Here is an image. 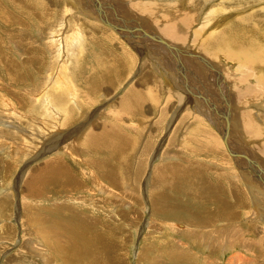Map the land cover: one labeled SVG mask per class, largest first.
Listing matches in <instances>:
<instances>
[{
    "label": "rangeland",
    "instance_id": "1",
    "mask_svg": "<svg viewBox=\"0 0 264 264\" xmlns=\"http://www.w3.org/2000/svg\"><path fill=\"white\" fill-rule=\"evenodd\" d=\"M98 1L113 7L129 33L130 29L144 30L163 39L160 31L164 26L180 21L185 42L178 47L200 55L206 61L194 59L208 62L220 72L227 82V94L222 96V85L212 69L190 56L167 51L165 45L156 43L164 42L156 38L150 42L152 39L139 31H133L137 38L128 36L110 10L98 11L94 0H30L38 11L46 10L51 16L36 29L22 16L23 26L6 27L0 22V264H264V187L254 176L244 175L247 160L238 151L250 150L253 161L264 169V150H257L258 145L264 146V85H259L264 80V69L260 70L264 64L256 71L246 67L231 45H227L231 50L223 45L214 58L205 57L198 49L211 35L212 25L218 33L232 23L227 30L233 42L246 50V58L264 61V0ZM222 9L227 12L220 14ZM86 10L101 20L81 16ZM60 19L65 23L58 35L71 40L83 24L81 38L77 36L71 46L80 56L64 60L58 71L47 67L51 56L44 54L49 59H42L36 53L30 58L37 61L23 67L22 63L28 62L22 61L25 47L44 52L42 46L48 43L51 48L50 30ZM257 32L262 34L260 38ZM13 36L18 37L17 44ZM137 47L145 52L142 58L140 51L135 52ZM255 47L261 57L247 51ZM115 62L125 68L124 80L138 66L122 86L117 81L112 88L106 84L96 92L86 87L89 77H99L100 66ZM165 67L170 78L164 74ZM11 73L16 83L7 78ZM55 81L62 83L58 87ZM129 84L144 100L141 119L117 111L119 97ZM54 88L55 98L46 93ZM45 95L54 109L68 103L63 120L56 110L44 114ZM152 96L154 106L148 102ZM227 115L226 143L237 157H232L222 142ZM180 119H186L183 123L188 121V125L182 128ZM194 119L199 123L192 125V133L188 127ZM83 126L93 138H101L111 128L117 130V152H98L97 145L86 142L84 130L76 138L74 133ZM181 129L190 131L186 138ZM214 152L216 164L208 165ZM50 160L56 164L49 169L68 171L63 172V185L50 176L47 184L36 183L37 177L48 176V170L43 169ZM100 163L108 164L106 173L115 174L116 183L100 177L93 167ZM129 175L134 189L128 185ZM21 176L22 183L18 182ZM27 181L34 182L32 192L26 189ZM82 243L90 246L85 255Z\"/></svg>",
    "mask_w": 264,
    "mask_h": 264
},
{
    "label": "bare ground",
    "instance_id": "2",
    "mask_svg": "<svg viewBox=\"0 0 264 264\" xmlns=\"http://www.w3.org/2000/svg\"><path fill=\"white\" fill-rule=\"evenodd\" d=\"M30 0H1V3H0V22L2 23V21L5 23V25H6V27H9V26H12V25H14L15 27H17V26H23L24 25V23L22 22V20H21V16H22V18L23 17H25L27 20H28V22H26V23H29L30 21L32 22V26H33V28H38V27H43V24L46 22V21H48V18H50L51 19V16L49 17V12H47L46 10H45V12H40V11H38L37 10V5H35V3H30L29 2ZM95 1V3L97 4L96 6L98 7L99 5H100V7H95L96 9H98V11L100 10V11H102V10H104V9H106V8H108L110 11L109 12H111V16H112V18L114 17L117 21H119L118 23H120L121 24V26L124 28L123 30L125 31L126 29V31H128L127 32V34H128V36L130 35L132 38H134V37H139V36H137L133 31H135V30H132V29H130L132 32H130L129 33V28H127L126 26H124V24H122L121 23V21H120V19H119V17L117 16V14H116V12H115V10L113 9V7H111V6H109V5H107V6H103V3H101L100 1H98V0H94ZM27 2V3H26ZM2 3H4V4H2ZM37 3V2H36ZM42 6V5H41ZM74 6V5H73ZM83 6V5H82ZM79 9V8H78ZM82 9H83V7H82ZM10 12H9V11ZM60 11V10H59ZM97 11V12H98ZM38 12H40L39 14H38ZM221 12H227V10L226 11H223V9L220 11V14H222ZM214 13H218L217 12V10H215V12ZM52 14V13H51ZM101 14V13H100ZM99 14V15H100ZM81 16H84L85 18H87V19H89V20H91V19H94L96 22H99L101 19H99L98 18V16H94L93 18L90 16V11H83L82 13H81ZM88 16H90V17H88ZM111 18V17H110ZM61 21H59L58 22V24H56V26L55 27H57V28H55V27H52L51 28V30H50V36H51V38L53 39L52 40V42H50L52 45H51V48H50V45L48 44V43H44V45L45 46H42L43 47V50H44V52H41V51H35V48L34 49H32L31 51L29 50V48H27V47H25V51H26V57L24 56V58H22V61L24 60V59H26L28 62H23L22 63V65H23V67L27 64L28 65V63H31V65H33L34 64V61L36 62L37 60H32L30 57H34L35 56V54L36 53H40L41 55L39 56V54H37L38 55V57H41L42 59H43V57H46V56H43L44 54H46L47 56L49 55V56H51L50 57V59L49 58H47V59H49V64H50V66H47V67H51V68H53V67H56V69L58 70V71H60L61 70V67L64 65V60H69V59H71V61H72V59H74L76 56L78 57V56H80V55H77V53H75V50H73L72 48H71V46H73L74 45V43H73V41L76 39V37L77 36H79V38H81V36H82V34H81V28H82V26H83V24L81 23V25L79 26L78 25V29H76L75 30V32H74V34H73V38H72V40H71V38H67V37H65V36H63V35H61V34H59L58 35V32H60L61 30L63 31V29L62 28H64L63 26H64V21L62 20V19H60ZM217 20V19H216ZM52 21V20H51ZM31 22H30V24H31ZM50 23V22H49ZM48 23V24H49ZM46 24V23H45ZM119 24V25H120ZM232 24V23H231ZM231 24H228V26L225 28V29H223L222 31H219L218 33H216V30H215V27L212 25L211 26V24H207L206 25V27L208 26V27H213L212 29L213 30H211L210 29V33H211V35L210 36H208V37H205L203 40H202V42L199 44V47H198V49L205 55V57L206 56H208V57H211V58H214V57H216L219 53H220V51H221V49H223V48H225V46H227V45H231V46H233V49H232V51H233V53H235V55H238V56H241V57H243V59H244V61H245V66L247 67H249V68H252V70H254V71H256V70H258L259 69V67L260 66H262L263 64H264V61L263 60H259L258 59V57H257V59L256 60H254V61H251V57L250 56H248L247 58H246V50L245 51H243V49H240L239 47H238V45L236 44V43H234L233 42V40H232V35H231V33H230V31L229 30H227V28L231 25ZM28 25V24H27ZM50 25V24H49ZM45 26V25H44ZM51 26V25H50ZM232 26V25H231ZM30 27V26H29ZM210 27V28H211ZM21 28V27H20ZM19 28V29H20ZM54 28V29H53ZM114 28V27H113ZM200 28H202V26L200 27ZM200 28H199V30H200ZM60 30V31H59ZM116 30V29H115ZM118 31V30H117ZM137 31H139L140 32V34L141 33H144L145 35H147L148 37H150L152 40H150L149 38L148 39H145V40H150V42H152V41H155V38L158 40V41H162V42H164V44H161V43H158V42H156L157 44H160V46H162V45H165V46H162V47H164L165 49H167V51L169 50V51H174V52H178V54L179 53H181V54H184V55H186L187 57L188 56H190V57H192L191 59L192 60H195V61H197V62H199L200 64H203V65H205L209 70H213L214 71V73L216 72L215 71V69H213L212 67V65L210 64V63H208L207 62V64L206 63H204L203 61L201 62V60H205L204 58H202V57H200V55L198 56L197 54H194V53H191V52H189V51H187V50H185V49H183V48H179L178 46H179V43H181V42H185V40H184V28H182L181 27V23H180V21H178V22H173V21H170V22H168L165 26H164V28L160 31L161 33V35L164 37V38H166V39H168V41H172V44H170L166 39L164 40V38L162 39V38H160L159 37V35H157V34H154V33H150V34H148V33H145V32H143L144 30H137ZM137 31H135V32H137ZM212 31V32H211ZM16 32V31H15ZM123 32V31H122ZM6 33V32H5ZM20 33V32H19ZM115 33V32H114ZM121 33V32H120ZM14 34V33H13ZM31 34V33H30ZM29 34V35H30ZM66 34V33H65ZM257 34L259 35V38H260V36L262 35V34H259L258 32H257ZM15 35V34H14ZM48 35V34H47ZM46 35V36H47ZM120 36H122V35H120ZM155 36V37H154ZM14 37V36H13ZM22 37V36H21ZM140 37L141 38H143V35H140ZM144 37H146V36H144ZM234 37V36H233ZM19 39H18V37H14L13 39H12V41H14V42H16V41H18ZM24 40V39H23ZM77 40H78V38H77ZM77 40H75V41H77ZM248 40H249V42L248 41H246V42H248V43H250L249 44V46H251V40H250V38L248 37ZM27 41V40H26ZM23 42V41H22ZM18 42H16V44H17ZM78 44H79V42H77ZM174 43H175V46H173L174 45ZM25 44V43H24ZM24 44H22V45H24ZM42 44V43H41ZM77 44V45H78ZM25 45H27V44H25ZM62 45H64V47H62ZM223 45H225L224 47H222ZM159 46V45H158ZM168 48H167V47ZM169 46H171V47H173V48H171V47H169ZM46 47V48H45ZM75 47V46H74ZM136 47V46H135ZM162 47H160V48H162ZM241 47V46H240ZM227 50H231V48L229 47V46H227ZM246 48V47H245ZM71 49V50H70ZM76 49V48H75ZM41 50V49H40ZM162 50V49H161ZM25 51H23V53L25 52ZM138 51H140L139 53V56H141V58H142V55H144V51L143 50H141V47H137V49H135V52H137L138 53ZM247 51H253L257 56H258V54H259V56L261 57V53H259V51L260 50H257V47H255V49L253 50L252 48L251 49H249V50H247ZM69 57H66L65 55H64V53ZM20 53H22V52H20ZM177 54V55H178ZM183 55V56H184ZM192 55V56H191ZM22 56V55H21ZM57 56V57H56ZM76 57V58H77ZM145 57V56H144ZM190 57H189V59H190ZM160 58H161V56H160ZM194 58H200V59H194ZM238 58V57H237ZM36 59H37V57H36ZM55 61V63L54 64H52L53 62L52 61ZM79 60V59H78ZM77 60V61H78ZM180 61V60H179ZM182 61V60H181ZM206 61V60H205ZM79 62H80V60H79ZM107 62H109V61H106L105 63H107ZM129 62V61H128ZM110 63V62H109ZM116 64L115 65H111V66H109V64H108V66H106L105 64L103 65V66H100V71H98V70H95V71H98V73H99V77L98 78H94L93 76H91V77H89V83L87 84V82L85 83L86 84V87L88 88V89H90L91 91H93V92H96L98 89H100V87H102V86H107L106 84H108L109 86H108V88H112L113 87V85H114V83L115 82H117L118 81V86H122L124 83H126L125 81H128V79L131 77V76H133L134 74H135V72H134V70H135V67L136 66H138V65H136L133 69L134 70H132V72H131V75L127 78V79H125L124 80V78H123V74L125 73V68H123V66L122 65H120V64H118L117 62H115ZM209 64V65H208ZM38 67V66H37ZM47 67L45 68V70L47 69ZM26 68V67H25ZM139 68V67H138ZM166 68V70L164 71V74H167V75H169L168 76V78H170L171 77V74H169V73H167L168 72V68L167 67H165ZM164 68V69H165ZM264 69V66L263 67H261L260 68V70L262 71ZM29 70H31V69H29ZM39 70V69H38ZM41 71V70H40ZM39 71V72H40ZM75 71V70H74ZM124 71V72H123ZM138 71V69L136 70V72ZM264 71V70H263ZM109 72H111L112 73V75H111V73L109 74ZM122 72H123V74H122ZM46 74H48L49 73V70L48 71H46L45 72ZM98 73H95V74H98ZM178 73V72H177ZM186 73V72H185ZM15 74V73H14ZM41 74H42V71H41ZM216 75H217V79H219V82L221 83V85H222V87H221V92H222V96H223V94H227V93H225L226 92V87H225V85H227L226 83V81H225V79H224V76H222L221 74H220V72H216ZM10 76V77H9ZM12 76H13V73H11V75H8V79L9 80H12V83H16V81H15V79H13L12 78ZM254 76V75H253ZM15 77V76H14ZM17 77V76H16ZM216 77V76H215ZM199 79V78H198ZM215 79V78H214ZM47 80H48V78H47ZM208 80V79H207ZM258 80V79H257ZM259 80H260V78H259ZM61 83L62 82H60V85H61ZM259 85H260V87H262L263 85H264V80H260L259 81ZM43 84V83H42ZM116 84V85H117ZM21 85H25V83H21ZM55 85H58V81L56 82L55 81ZM60 85H58V87L60 86ZM126 86V88L122 91L123 92V94L119 97V100L121 99V102H120V104L118 103V105H117V111H118V113H120V114H122V113H127V112H131L132 114V116H136L137 118L138 117H140V119H141V107H142V105H143V103H144V100H142V99H139L138 98V92H137V90L136 89H134L133 87H130V84L129 85H125ZM57 88V87H56ZM73 88V87H72ZM215 88V87H214ZM25 89V88H24ZM45 90V89H44ZM55 88L54 89H52V90H50L49 91V89H48V91L46 92L49 96H52V97H56V95L53 93V92H55ZM115 90V89H114ZM119 90V89H118ZM175 90V89H174ZM49 92V93H48ZM116 92V91H115ZM217 92V91H216ZM52 94V95H51ZM219 94V93H218ZM220 95V94H219ZM218 95V96H219ZM155 96H152V97H150L148 100V102L149 103H151L153 106L155 105V98H154ZM192 97V96H191ZM226 98V96L224 97V99ZM88 99H90V98H88ZM47 100H48V97L45 95V97H44V99H43V107H44V109L46 110H44V114L45 115H47L48 113L50 114V110L52 109L53 110V112H54V110H56L59 114H60V118H62L61 120H63V118H64V116L62 115L63 114V109H64V107H66V106H68V103L67 102H65V104H63L60 108H58V109H54V107L52 106V107H50V104L47 102ZM56 100H60V97H57L56 98ZM221 100V99H220ZM223 101V100H222ZM225 102H226V100H225ZM224 103V102H223ZM227 103V102H226ZM150 104V105H151ZM226 104H224V106H225ZM77 107H79V105L78 104H76V108ZM181 109V108H180ZM226 110H229V109H226ZM78 111V110H77ZM156 111H158L159 112V109H156ZM179 111V110H178ZM229 112V111H228ZM47 113V114H46ZM77 113V112H76ZM225 113V112H224ZM137 114V115H136ZM68 115V114H67ZM74 115V114H73ZM85 115H87V114H85ZM130 115V116H131ZM159 115V114H158ZM176 115V114H175ZM56 116V114L54 113V117ZM79 116V115H78ZM97 116V115H96ZM80 117L81 118H83V114H81L80 115ZM59 118V119H60ZM70 118V117H69ZM80 118V119H81ZM98 118H100L99 116H98ZM97 118V119H98ZM114 118V119H113ZM112 119L113 120H116V121H118V118H115V117H113ZM139 119V120H140ZM58 120V119H57ZM65 120V119H64ZM69 120V119H68ZM169 120H171V119H169ZM230 120V118H229V116L227 115L226 116V118H225V121L227 122V125H226V134H224L223 135V137H222V142H223V144H224V146H225V148H226V150L229 152V154L233 157V156H235V157H237L235 154H233V153H231V150L228 148V146H227V136H229L228 135V121ZM84 121V120H83ZM88 121H90V120H88ZM57 122V121H56ZM68 122V121H67ZM70 122V121H69ZM260 122V121H259ZM63 123L64 122H62L61 124H62V127H64V125H63ZM66 124V123H65ZM70 124V123H69ZM76 125V124H75ZM83 125V124H82ZM149 125V124H148ZM66 126H68V124L66 125ZM87 126V125H86ZM81 126H77L76 127V129H79ZM84 127V126H83ZM17 128V127H16ZM22 128V127H21ZM128 128L130 129L131 127H130V125L128 126ZM19 130V129H18ZM63 130V129H62ZM84 130V136L86 137L87 136V138H86V142H90V143H93V144H95V145H97V149H98V152L99 151H101V150H109L110 152H117V149H118V147L119 146H116V145H114L115 144V141H114V139L115 138H117V130H115V129H113V128H111V129H109V132L108 133H106L105 135H103L101 138H98V136L97 137H95V138H93V137H91L90 136V134H91V132H89V130H87L86 129V127H84L83 129L81 128L78 132L76 131L75 133H74V135H75V137L77 136V134H79L80 136H82L81 135V133H82V131ZM20 131V130H19ZM59 131V130H58ZM64 131V130H63ZM63 131H61V133H60V135L59 136H61L63 133ZM92 131V130H91ZM60 132V131H59ZM183 132V131H182ZM53 134V133H52ZM56 135H57V133H56ZM56 135H54V136H56ZM109 135H111V136H109ZM180 137V136H179ZM20 138V137H19ZM49 138H54L53 136L52 137H49ZM77 138V137H76ZM229 138V137H228ZM62 139V138H61ZM70 139V138H69ZM110 139H112L113 140V143L110 141ZM179 140V139H178ZM9 141V140H8ZM13 141V140H12ZM228 141H229V139H228ZM51 142V141H50ZM49 142V144H51ZM64 142V141H63ZM84 142V141H83ZM117 142V141H116ZM179 142V141H178ZM59 143H61V142H59ZM58 143V144H59ZM97 143V144H96ZM56 144V143H55ZM83 144V143H82ZM22 145V144H21ZM61 145H63V144H61ZM83 145H85V143L83 144ZM142 145V144H141ZM160 145V144H159ZM57 146V145H56ZM68 146V145H67ZM88 146V145H87ZM49 147V146H48ZM54 146L52 145V147H50V148H53ZM160 147V146H159ZM258 148H257V150L258 151H262V149L264 148V146L261 144V145H258L257 146ZM46 150L47 149H49V148H45ZM57 149V148H56ZM232 150H237V149H235V148H232ZM158 151V150H157ZM239 152H240V154H241V156H242V158H244L245 160H247V161H245V160H243V161H245L246 163H244V164H246L245 166H247L246 168L244 167V175L246 176V175H249L250 177H252V179H253V176L255 177V179L257 180V181H259L260 183H261V185L264 187V169L262 170L261 169V166L259 167L254 161H253V159L251 158V152H250V150L249 151H247V152H245V149H244V152L242 151V150H238ZM50 152V151H49ZM54 152V151H53ZM46 153H48V152H46ZM56 153V152H55ZM42 154V153H41ZM254 154V153H253ZM50 155V154H49ZM246 155V156H245ZM152 158H154V157H152ZM151 160V159H150ZM51 161V163L49 164H46V166H45V168L43 169L46 173H45V175L47 174L48 176L46 177L45 175V177H43V175H41V176H39V177H37L36 179H35V181H36V183H39V184H43L44 183V181H45V184H47V182H46V180L47 179H49L48 177L50 176V177H55V178H57V183H60L61 185H63L64 183H65V181H64V179L66 178H63V175L64 176H66V173L64 174L63 173V171L62 170H59V168H54V169H49L48 168V166L50 167V166H52L53 167V165L54 164H56L55 162H54V164L52 163V160H50ZM149 162V161H148ZM236 162H238L237 163V165H240V161H236ZM150 163V165H151V163L152 162H149ZM264 163V162H263ZM107 164V163H106ZM106 164H104V165H102V163H100V165H98V164H96V165H98V167H96V165H94L93 167L96 169V170H98L99 171V175H100V177H103V179L104 180H106V181H109L112 185H113V181H114V183H116V175L115 174H113L112 172L111 173H109V172H107L106 173V169L109 167L108 166V164L106 165ZM148 164V163H147ZM64 167V166H63ZM258 169V170H257ZM42 170V171H43ZM66 169H64V171H65ZM49 171H51V173L49 172ZM59 171H61L59 174H58V172ZM135 171V170H134ZM26 172V171H25ZM66 172H68L67 170H66ZM155 172V171H154ZM158 172H160V171H158ZM157 172V173H158ZM23 173V172H22ZM161 173V172H160ZM50 174V175H49ZM115 175V176H114ZM131 175H133V174H131ZM156 175V174H155ZM68 176V175H67ZM70 176V175H69ZM159 176V175H158ZM161 176V175H160ZM172 176V175H171ZM22 177L23 176H21V180H19L18 182H20V183H22ZM168 177H169V175H168ZM167 177V178H168ZM248 177V176H247ZM62 178V179H61ZM127 178V182H128V185H130L129 187L131 188V189H134L135 187H133L132 185H134L133 184V181H132V177H130V175H129V177H126ZM165 177H163V179H164ZM161 179V178H160ZM169 179H170V177H169ZM18 180V179H17ZM156 180V179H155ZM162 180V179H161ZM173 180V179H172ZM250 180V179H249ZM67 181H68V179H67ZM66 181V182H67ZM158 181V180H157ZM169 181V180H168ZM243 181V180H242ZM159 182V181H158ZM169 182H173V181H169ZM255 182V181H254ZM32 183H34V182H32V181H27L25 184H26V189L28 190V191H31L32 192V190H33V188H32ZM52 183V182H51ZM56 183V182H55ZM152 183H153V181H152ZM155 183V182H154ZM163 183V182H162ZM168 183V182H167ZM256 183V182H255ZM258 183V182H257ZM44 184V185H45ZM142 184V183H141ZM168 184H170V183H168ZM260 185V184H259ZM173 186V185H172ZM172 186H171V188H172ZM129 188V189H130ZM168 188V187H167ZM128 189V190H129ZM174 189V188H173ZM7 190V189H6ZM262 190V189H261ZM257 192H258V190H257ZM262 192V191H261ZM251 193H253V192H251ZM263 193V192H262ZM256 195H258V193L256 194ZM259 195H261L262 196V194H259ZM264 195V194H263ZM255 196V195H254ZM256 198V197H255ZM260 198V197H259ZM262 199V198H261ZM256 200V199H255ZM259 200V199H258ZM153 201V200H152ZM256 202V201H255ZM260 204V203H259ZM261 205H263V203L261 204ZM264 206V205H263ZM155 207H159V208H161L160 206H155ZM159 208H155L156 210H155V212H161V209H159ZM254 208H255V206H254ZM260 210V209H259ZM263 214V213H262ZM261 214V215H262ZM264 215V214H263ZM261 222V221H260ZM78 227H77V230H78V232H80V228H79V222H78V225H77ZM228 232H229V230H228ZM224 233V232H223ZM237 233V232H236ZM49 236H50V234H49ZM232 238L233 239H235L233 236H232ZM44 239V238H43ZM48 239V238H47ZM262 240V239H261ZM260 240V241H261ZM227 241H228V239H227ZM259 241V242H260ZM235 243H236V241H235ZM238 244V243H237ZM238 246V245H237ZM96 247H97V250H98V245L96 244ZM242 247V246H241ZM90 249V246H89V244H84V243H82V249L81 250H83L84 251V255L85 254H87L88 253V250ZM243 249H245V248H243ZM248 249V248H247ZM63 251L64 250H61L60 252H59V255H60V257H61V255H62V253H63ZM91 251V250H90ZM78 252V251H77ZM76 252V257H77V255H78V253ZM38 252L37 251H34V253L33 254H37ZM39 255V254H38ZM38 255H36V256H38ZM42 255V254H41ZM69 257H72V254H69L68 255ZM41 257V256H40ZM75 257V258H76ZM84 258V257H83ZM46 258H43V260H45ZM49 261V260H48ZM248 263V262H247ZM206 264H207V262H206ZM238 264V263H237Z\"/></svg>",
    "mask_w": 264,
    "mask_h": 264
},
{
    "label": "crops",
    "instance_id": "3",
    "mask_svg": "<svg viewBox=\"0 0 264 264\" xmlns=\"http://www.w3.org/2000/svg\"><path fill=\"white\" fill-rule=\"evenodd\" d=\"M172 75V74H171ZM159 77H161V76H159ZM142 82H144V81H142ZM141 82V83H142ZM142 84H144V83H142ZM136 87V86H135ZM143 87H146V85L144 84V86ZM136 88H139V86H137ZM141 88V87H140ZM142 89V88H141ZM145 89V88H144ZM154 92H155V90H154ZM162 111H164V117H166V113H165V109H163ZM166 119V118H165ZM186 119H180V121H179V123L180 124H182V128L185 126H187L188 124V121H187V123H183L184 121H185ZM195 120V119H194ZM194 120H191L193 123L192 124H190V127H188L189 128V130L191 129V131H192V133L194 132V128L192 127V125H196V124H198L199 122L198 121H196V120H198V119H196L195 121ZM165 122V121H164ZM179 123H177V124H179ZM177 124H175V127H176V125ZM165 125H166V122L165 123H163L161 126H163V128H162V130L165 128ZM157 127V126H156ZM160 127V126H159ZM168 127V126H167ZM172 127V126H171ZM180 127V126H179ZM183 129H181L180 130V132L182 131ZM189 130H187V131H185L184 130V132H183V136L185 135V134H187L188 132H190ZM156 131V130H155ZM164 131H162L161 132V134L163 133ZM177 135H178V133H177ZM176 135V136H177ZM207 136V135H206ZM185 137V136H184ZM186 138V137H185ZM215 148V147H214ZM214 148H213V150L212 151H214ZM262 150H264V148L262 149ZM210 151V150H209ZM207 152H208V150H207ZM205 153H206V151H205ZM209 154H210V152H209ZM213 156L210 158V159H208V165L209 164H211L212 166L213 165H215L216 164V159H217V157L215 156L216 155V153L214 152V154H212ZM182 169V168H181ZM60 170H62L63 172H64V169L62 168H60ZM66 171V170H65ZM182 171H183V169H182Z\"/></svg>",
    "mask_w": 264,
    "mask_h": 264
}]
</instances>
